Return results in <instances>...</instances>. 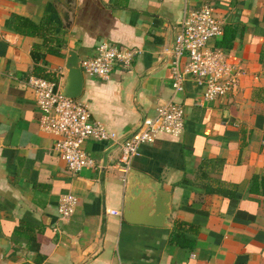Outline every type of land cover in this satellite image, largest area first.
<instances>
[{"label":"crops","instance_id":"obj_1","mask_svg":"<svg viewBox=\"0 0 264 264\" xmlns=\"http://www.w3.org/2000/svg\"><path fill=\"white\" fill-rule=\"evenodd\" d=\"M70 1L66 28L59 0H0V264H264V0ZM203 4L222 28L206 45L241 68L235 87L210 100L191 77L171 87L179 19ZM10 13L34 21L47 14L60 54L42 53L34 48L41 37L6 26ZM101 40L137 51L107 78L82 72L77 98L114 138L84 139L93 164L71 172L52 147L55 135L39 126L26 78L47 74L62 86L67 49L90 56ZM170 97L181 104V133L159 132L124 167L120 142ZM130 168L133 222L122 217ZM138 187L169 192L163 225L139 217H150L154 200ZM65 191L77 204L60 218ZM173 230L182 244L170 239Z\"/></svg>","mask_w":264,"mask_h":264},{"label":"built area","instance_id":"obj_2","mask_svg":"<svg viewBox=\"0 0 264 264\" xmlns=\"http://www.w3.org/2000/svg\"><path fill=\"white\" fill-rule=\"evenodd\" d=\"M221 29L220 20L206 4L182 12L171 46V87L174 92L182 88L187 77L203 85L202 98L205 100L226 94L235 87L241 68L228 61L223 48L206 45V40L220 34ZM136 51L133 47L101 40L95 45L93 55L80 58V67L88 75L107 78L113 63H128ZM182 56L185 59L181 63ZM26 84L33 90L39 126L55 135L52 147L64 160L66 168L74 172L92 165V158L81 147L83 140L89 137L113 139L114 133L90 116L85 101L61 95L53 80L31 74L26 78ZM182 128L180 102L173 97L161 101L154 113L142 118L137 128L120 142L121 163L127 168L139 144L153 141L159 132L177 136ZM76 204L74 193H60L56 202L58 216L69 217Z\"/></svg>","mask_w":264,"mask_h":264},{"label":"water","instance_id":"obj_3","mask_svg":"<svg viewBox=\"0 0 264 264\" xmlns=\"http://www.w3.org/2000/svg\"><path fill=\"white\" fill-rule=\"evenodd\" d=\"M59 4H55L58 15L62 20V25L66 28L69 27L72 19L71 12V1L70 0H59ZM64 66L66 68V75L64 79V83L62 86L58 87V91L61 95L66 97H77L79 96L82 88V70L80 67V58L78 54L73 49H67ZM137 171L134 168H130L128 176H127V185L125 189V199L122 205V217L124 220L133 222L134 220V205L135 202L132 201L131 186L132 180L134 179V175ZM137 189L140 190V194L143 196L148 195L149 198H153V205L148 206L147 211L152 210V214L150 217L145 216L142 213L139 217H143V222L153 225H163L164 216L168 213V199L169 192L162 190L160 187L158 188H149L146 192L144 188L141 190L140 187ZM134 190V189H133ZM133 217V219H132ZM147 219V220H146Z\"/></svg>","mask_w":264,"mask_h":264},{"label":"trees","instance_id":"obj_4","mask_svg":"<svg viewBox=\"0 0 264 264\" xmlns=\"http://www.w3.org/2000/svg\"><path fill=\"white\" fill-rule=\"evenodd\" d=\"M54 21L45 14L40 20L34 21L31 18L10 13L5 20V25L12 28L13 30L27 35H35L41 37L40 43H35L34 48H41L42 53L50 52L54 54H60V40L53 34L55 32ZM45 78H53L51 75H44ZM255 181V177H254ZM223 193L230 194V192L224 190ZM170 239L176 240L182 244L181 239L177 240V233L173 230L170 234Z\"/></svg>","mask_w":264,"mask_h":264}]
</instances>
